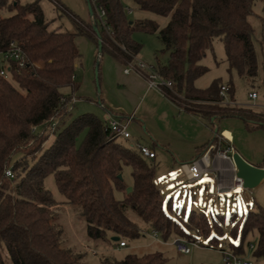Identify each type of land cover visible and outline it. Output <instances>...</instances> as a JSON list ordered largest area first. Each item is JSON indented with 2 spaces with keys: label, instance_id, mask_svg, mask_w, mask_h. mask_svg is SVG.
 Here are the masks:
<instances>
[{
  "label": "trees",
  "instance_id": "16d2710c",
  "mask_svg": "<svg viewBox=\"0 0 264 264\" xmlns=\"http://www.w3.org/2000/svg\"><path fill=\"white\" fill-rule=\"evenodd\" d=\"M51 1L70 18L75 31L49 29L40 0H0V11L7 8L12 13L0 15V49L14 40L31 63H44L8 79L0 75V264H7L4 247L13 264H82L85 252L62 246V229L57 222L61 204L75 207L92 239L113 242L112 237L117 236L126 244L125 239L141 237V226L128 215L132 210L165 240L172 234L189 240L204 236L217 245L229 228L227 244L237 255H244L247 236L257 231L254 257L263 258L264 204L256 203L255 209L239 218L233 214L228 222L222 214L209 218L196 211L185 215L184 210H177L173 216L171 200L156 184L154 163L138 148L120 142L94 113L67 120L71 111L68 104L78 89L73 78L81 56L76 37L82 35L97 46L100 79L101 58L109 54L124 65L132 62L142 47L133 39L134 32L145 31L157 33L163 44L154 66L176 87V93L168 90L165 97L207 120L217 114L235 116L249 128L264 129V115L245 107L229 110L220 103L222 81L214 80L206 88L195 84L209 70L202 60L213 51L218 37L224 43L230 71L255 80L259 70L256 29L249 17L256 0H98L106 11L110 34L101 27L95 12L93 23L59 0ZM130 5L169 16V21L161 28L155 20H134L126 11ZM163 55L165 59H161ZM227 85L234 99V84ZM65 88H71L72 93H66ZM52 119L59 122L54 132L49 129ZM52 134L54 140L46 147ZM218 134L210 143L217 141ZM124 166L132 168L133 189L125 199H117L114 190L125 191L127 187L122 178ZM8 168L14 177L6 175ZM50 174L64 201L56 200L45 186ZM165 262L166 256L156 251L131 253L122 259L107 256L100 264Z\"/></svg>",
  "mask_w": 264,
  "mask_h": 264
},
{
  "label": "rangeland",
  "instance_id": "374dc122",
  "mask_svg": "<svg viewBox=\"0 0 264 264\" xmlns=\"http://www.w3.org/2000/svg\"><path fill=\"white\" fill-rule=\"evenodd\" d=\"M22 3H28L33 0H21ZM71 2L76 7H84L86 12L89 13V7L87 0H67ZM40 4L44 10L45 17L49 21V29L57 30H67L70 32L75 31V26L70 20V18L59 12L51 0H40ZM12 14L7 8H4L0 11L1 16H8ZM133 19H151L155 20L161 28L169 21V16H161L151 11L145 10H136V12L130 15ZM251 23L253 24L255 31L254 43L259 63L258 75L254 81H248L243 77H240L237 72L230 71V64L227 60L225 46L220 37L214 40L213 51H208L206 57L202 60V63L206 65L209 70L198 78L195 82L196 86L199 88L208 87L214 80H220L224 84L233 83L235 88L234 99L241 106H248L252 103V100L249 99L248 93L252 90H255L258 93V98L255 100L256 103L264 106V0H256L253 6V13L249 17ZM92 22V18L89 20ZM133 39L142 44L141 50L139 51L137 58L148 64H156V56H161L160 50L163 47V44L158 37L157 33H149L145 31H136L134 32ZM97 54V51H96ZM83 55V65L80 64L74 72L76 77L75 81L79 84V89L82 91L86 89L83 86L86 77V63H89L93 60L92 54H87L84 52ZM166 56L163 55L161 59H165ZM103 62V60H102ZM44 63L42 62V66ZM103 66V65H102ZM39 67V68H41ZM94 86V90L98 93V96L93 97V95L86 94L84 92V97H79L78 101L75 103L73 109L68 115V119H73L83 113H94L101 120H105L106 110L99 103V93L104 91L103 82L104 78H100L97 82L96 80V69L93 71V78L91 80ZM99 84V86H98ZM229 86V85H228ZM83 88V89H82ZM72 90L70 88H65L64 91ZM83 93V92H82ZM150 97L145 103L141 106L139 113L144 114L146 117L150 118L153 114L155 106L158 101H154L155 95L161 96L155 90H152ZM155 94V95H154ZM75 95V94H74ZM83 95V94H81ZM163 96V95H162ZM182 99V98H181ZM228 99L232 102L231 104L224 105V107L229 108V110H239V105L236 104L235 100L228 95ZM179 101H181L179 99ZM178 101V102H179ZM235 103V104H234ZM249 109L248 107H245ZM254 114L263 115V113L256 112L253 109H250ZM264 112V108L257 109ZM140 118V117H139ZM144 123L140 121L134 122L129 131L131 133V139L118 138V140L124 143L127 146H133L137 148V144L132 143V139H136L139 134L142 136L148 135L150 127L153 129L162 132H169L173 128L179 130L182 129L181 122L171 120L170 124H167V121L161 122L158 118H153L152 121L147 122L143 120ZM164 124V125H163ZM229 127L233 130L235 135L234 145L235 148L249 161L256 164H264V129L263 128H249L247 127L245 121L242 118L235 116L223 117L215 124L211 131L210 138L214 137L215 130L219 129V135L222 134V130L225 127ZM229 135V133H226ZM54 140V134L50 136L47 140L45 146L48 147L52 144ZM141 144V143H140ZM143 145V143H142ZM165 148L156 147L157 158L155 160H148L151 163L155 164V178H157L158 185L162 187V183L167 180H170V177L176 178L180 177V181L176 183L173 188L164 189L163 195L166 199L171 198V203L174 207L173 216L177 210H184L185 215L189 214L191 211L203 212L209 218L211 215H214L215 212H211V207L215 204L217 211L222 213L226 218V222L233 216L242 217L247 211L252 209L254 204L264 203V183L256 190L254 199L249 193L245 194H228L227 196L223 193L222 197L213 198H203L202 202L191 203L189 196L183 199V203L179 204L177 202V196L175 194H170L174 189L178 187L188 186L184 180L181 179L179 171L176 169L172 170L173 164L179 165L175 162V159L171 155L172 159L168 161L165 158L163 153ZM167 152V151H166ZM184 156L190 155V151H182ZM191 157V156H189ZM189 158H186V161H189ZM122 178L127 186L125 191L115 189L114 194L117 199H125L127 195V189L133 186V177H132V168L130 166H124L122 172ZM172 173V174H171ZM208 174L194 184H189V189H186V192L191 194L192 192H201L206 196L209 188ZM45 186L52 192L54 198L58 201H64L65 197L60 192L55 177L53 174H50L45 179ZM180 190V189H179ZM178 191V190H177ZM176 193V192H175ZM188 195V194H187ZM207 199V200H206ZM256 200V201H255ZM191 203V204H190ZM58 219L57 222L62 229V246L71 247L77 251H83L86 253V258L82 264H100L102 258L111 256L117 259L124 258L127 254H137L144 255L150 252H162L166 256V262L164 264H221L223 260V249H230L229 245L227 247L223 246L224 240L226 243H229L230 230L226 228L224 236L221 238V241L217 245H213L209 241V237L200 236L202 239V244L195 245L192 240L188 238L180 237L176 234H172L167 240L163 239L161 236L155 237L152 234H146L136 239H125L127 242L126 246H119V244L112 241L104 239H92L87 235V223L85 219L75 211V207L70 204H61L59 205ZM130 219L138 223L140 226L145 224L140 217L134 213L132 210L128 211ZM258 232L253 231L247 236V241L245 245L244 255H239L243 259H248L254 264H264L263 258L254 257V249L250 248L248 242H251L256 248L258 243ZM224 239V240H223ZM180 240L182 243H187L191 248L190 253H183L179 250L177 241ZM231 250V249H230ZM3 252L6 255L7 264H13L9 255L7 253L6 247L3 248Z\"/></svg>",
  "mask_w": 264,
  "mask_h": 264
},
{
  "label": "crops",
  "instance_id": "0c3cea01",
  "mask_svg": "<svg viewBox=\"0 0 264 264\" xmlns=\"http://www.w3.org/2000/svg\"><path fill=\"white\" fill-rule=\"evenodd\" d=\"M59 1L63 5L71 9L73 12L78 14L83 19L87 21L91 19L92 15L90 13V10H89V13H87L84 7L83 8L76 7L71 2L69 3L67 0H59ZM129 7L133 8L134 10L133 13H131L130 15L134 14L136 10H138L132 5H130ZM134 20H140V19H134ZM75 41H76L78 50L81 53V56H80V59L78 60L76 68L80 64L83 65V55L82 54H84V52H86L87 54L89 53L92 54L94 59L91 60L89 63H86V69H85L86 77H85V82L83 83V86L85 85L84 88L86 89V91L85 90L82 91L81 89H79L80 88L79 84L75 81L76 84L78 85V89L76 90L74 94L75 96L84 97V92H86V94L93 95V97L98 96V93H96V91L94 90L93 83L91 82L93 78V71H95L96 67L98 66L97 65L98 48L92 41H90L88 38L82 35H78ZM96 51H97V54H96ZM100 62H101L100 78L101 79L102 77L104 78V82H103L104 91L99 93V99H103V101L99 100V103L106 110V114L104 118L105 120L108 114H114L121 119H125L126 117L133 115L134 118L130 122L129 128L136 121H140L144 123L143 120H146L147 122H149V121H152L153 118L155 117L158 118L161 122H164L166 120L167 124H170L171 120H173V122L175 121L181 122L182 129L177 130L173 128L169 132H165V131L159 132L153 129L152 127H150V131H148V135L142 136L139 134V136L136 139H132L133 144L143 143V145H147L153 148L155 152H156L157 146L165 148L164 150L165 152L163 153L165 158L168 159V161L172 162L171 161L172 159L171 155H172L173 158L175 159V162L179 164V165L173 164L172 170L175 171L177 169L179 171V174L181 175V179L184 180L185 183L188 184V186H191L189 185L191 183L194 184L195 182L200 181L205 176V174H208V180L210 183H209L208 190H206L208 191V193L206 192L205 194L206 196H204V194H201V192H198V193L192 192L191 194H189V192L185 191L186 189H189L188 186H184V187L179 186L178 189H174L170 192V194H175L177 196V202H179V204H182L183 199L187 196L192 198L191 203H194L198 201L202 202L203 198H207V197L213 198L214 196H216L220 198L223 196V193H225L226 196L228 194L234 195L238 193V194L246 195V193H249V195L252 196L254 199L255 192L264 183V179L255 188L249 189L245 187L241 189H234L233 191L229 192L228 190L234 185L235 179L232 182L231 169L228 163L226 162V159L215 156L213 157V160L210 166H207L206 163L201 161L202 156H200L201 154L200 148L202 149L206 144L210 143L211 140L213 139V137L210 138V135H211V131L213 127H215V124L218 121H220V119H222L223 117H228V116L217 114L211 120H207L194 113L188 112L186 110H181L177 104L170 101L167 97L162 96V94L161 96H158V97L154 94L155 95L154 101H158V102L155 106L152 116L148 118L144 114L139 113L141 106L143 105V103L147 101V99L151 95L150 93L153 90L148 87L147 81L142 76H140L139 74L135 72L125 73L124 72L125 65L109 54H105L101 58ZM153 65H156V64H153ZM75 79L76 77H74V80ZM254 91L255 90H252L248 93L249 99L252 100V103L248 105L249 109H253L256 112L263 113L264 115V112L257 110L260 108H264L263 105H260L255 102L258 96L256 99H253L252 97H250V93ZM69 92H70L69 90L66 91V93H69ZM235 102L237 105H239L236 100ZM248 106L239 105V107H248ZM226 133H229V135H227ZM216 134L217 133H215V135ZM222 134L225 135L230 140L228 142L225 141V144L232 145L234 147V150L240 153L235 148V145H234L235 135H234L233 130L226 126L222 130ZM207 147H204L202 152H205ZM184 150H188V152L190 151V155L184 156L182 153V151ZM240 155L242 154L240 153ZM242 157L244 156L242 155ZM156 158H157V152L154 158H147V159L153 161ZM186 158H189L190 160L186 161ZM244 158L247 161H249L246 157ZM195 160H200L202 162L203 172L199 178L191 180L188 178L186 170L183 168L182 165L185 163L191 164ZM249 162L257 166L264 167V164H256L251 161ZM155 181H156L158 188L161 191H164V189L173 188L176 185V183L180 181V177H176V178L170 177V180H167L164 183H162V187H163L162 189L157 183V178H155ZM171 198L172 196H170V200ZM252 209H255V206H253ZM211 210H212L211 212H215V214H222L217 211L218 209L215 207V204L213 205V207H211ZM141 229L143 232L141 236H144L146 234H152L155 236L154 234L155 230L151 226L147 224H143L141 225ZM158 236H159V233H158ZM158 236H155V237H158ZM113 242L119 244L120 240L119 241L113 240ZM224 243L227 244L225 240H224ZM126 245L127 243L124 246Z\"/></svg>",
  "mask_w": 264,
  "mask_h": 264
},
{
  "label": "built area",
  "instance_id": "2783aa9c",
  "mask_svg": "<svg viewBox=\"0 0 264 264\" xmlns=\"http://www.w3.org/2000/svg\"><path fill=\"white\" fill-rule=\"evenodd\" d=\"M91 4L93 12L96 14V18L99 21L102 28H104L108 34H110V28L106 22V11L103 7L98 5V0H88ZM126 11L128 14L133 13V8L126 7ZM92 22L94 20L92 19ZM33 66V67H41L42 61L39 62H30L28 56L23 51L21 46L16 41H11L9 45L4 48L0 49V75L4 78H11L13 74L21 73L26 68ZM125 73L135 72L142 76L148 83V87L157 91L158 93L162 94L163 96L166 95L168 90L176 93L175 84L172 80L165 78L162 74L158 71V69L153 64L145 63L137 58V56L133 57V61L125 65L124 68ZM75 76H73L74 78ZM229 86L227 84H223L220 89V95L222 100L220 101L221 104L227 105L231 104L232 102L228 99L229 95ZM258 93L256 91L250 93V97L256 99ZM78 101V98L73 95L71 100L68 104V109L72 110L75 103ZM178 107L181 110H184V106L179 104ZM134 116L130 115L125 119H121L114 114H108L105 120V126L107 129L111 131V133L117 138H131V133L129 131V124L133 120ZM57 119H52L49 125V129L51 132H54L58 125ZM37 128L35 127L34 130ZM225 141H230L225 135L220 134L217 137V141L211 143L205 150L204 154L201 157V161L206 163L207 166H210L213 160V157H222L225 159H232V154L236 151L232 145H226ZM137 147L140 153L146 158H154L156 156V152L153 148L137 144ZM200 160H195L191 164H183V168L186 170L187 176L189 179H197L203 172L202 162ZM6 175L9 177H14V172L11 168L6 170ZM245 188L243 185V180L235 177L234 185L228 190L229 192L233 191L234 189H241ZM155 236H158V232L154 231ZM195 245L202 244V239L198 238L192 240ZM178 248L183 253H190L191 248L187 243H182L180 240L177 241ZM120 246H124L125 242L122 241L119 243ZM250 248L253 249L254 245L251 243ZM223 260L221 264H254L248 259H243L241 256L235 254L230 249H223Z\"/></svg>",
  "mask_w": 264,
  "mask_h": 264
},
{
  "label": "water",
  "instance_id": "95a60500",
  "mask_svg": "<svg viewBox=\"0 0 264 264\" xmlns=\"http://www.w3.org/2000/svg\"><path fill=\"white\" fill-rule=\"evenodd\" d=\"M88 7L91 15H93V9L91 4L88 2ZM99 67H96V80L99 81ZM99 83V82H98ZM99 86V84H98ZM218 132V129L215 130V133ZM232 159H226L230 169H231V178L232 182L235 177H238L243 180V185L246 188H255L259 183L264 179V167L257 166L253 163L247 161L240 153L235 151L232 154ZM215 159V158H214ZM132 187H129L127 191L130 193L132 191ZM112 240L119 241V237L114 236Z\"/></svg>",
  "mask_w": 264,
  "mask_h": 264
},
{
  "label": "bare ground",
  "instance_id": "6f19581e",
  "mask_svg": "<svg viewBox=\"0 0 264 264\" xmlns=\"http://www.w3.org/2000/svg\"><path fill=\"white\" fill-rule=\"evenodd\" d=\"M227 168V167H226Z\"/></svg>",
  "mask_w": 264,
  "mask_h": 264
}]
</instances>
